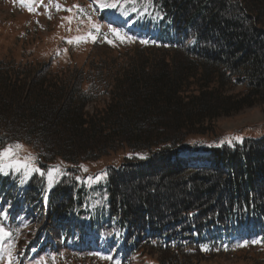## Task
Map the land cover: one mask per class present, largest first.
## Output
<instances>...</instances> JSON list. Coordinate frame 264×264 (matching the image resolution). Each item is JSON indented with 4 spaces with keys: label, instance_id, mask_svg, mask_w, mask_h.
I'll use <instances>...</instances> for the list:
<instances>
[{
    "label": "trees",
    "instance_id": "1",
    "mask_svg": "<svg viewBox=\"0 0 264 264\" xmlns=\"http://www.w3.org/2000/svg\"><path fill=\"white\" fill-rule=\"evenodd\" d=\"M111 3L131 23L127 39L94 41L81 64L0 59V149L22 143L42 170L65 166L49 197L33 189L25 206L40 220L47 201L62 246L114 252L101 264L151 253L154 264H194L251 247L246 236L264 242V131L189 152L217 119L264 102V0ZM124 150L102 181L84 182V164ZM9 187L0 177L7 201Z\"/></svg>",
    "mask_w": 264,
    "mask_h": 264
},
{
    "label": "rangeland",
    "instance_id": "2",
    "mask_svg": "<svg viewBox=\"0 0 264 264\" xmlns=\"http://www.w3.org/2000/svg\"><path fill=\"white\" fill-rule=\"evenodd\" d=\"M105 2L106 0H95V3L92 0H31L30 11L18 7L14 0H0V59L19 60L23 56L31 55L33 60L46 62L49 59H55L54 66H64L69 63L81 64L85 58L95 52L94 42L89 39L87 42L69 44L67 41L85 37L89 32L96 36L95 42L99 44L111 41L115 36L112 35L110 28L119 31L122 35L129 34L131 23L123 26L122 23L111 22L104 14L105 7L100 6ZM121 5L128 8V2H122ZM76 6L83 9V12ZM64 9H71V11ZM98 12L101 14L100 18L97 17ZM94 25L99 28L98 32ZM239 90L241 88H235L236 92ZM103 101L107 103V100ZM212 127L210 133L215 134L198 138L196 141L201 140V142L196 151H189L193 153L192 155H203L205 154L203 149L210 146L232 145L240 142L237 133L264 131V102L244 108L234 116L219 118ZM19 144L23 145V149L18 152L17 159L34 157L32 167L39 169L34 152L24 144ZM129 155L127 150H124L106 156L95 163L84 164L81 172L85 175L84 182L102 181L108 166L118 165L123 158H129ZM8 164L9 161H0V169H2L0 177H8L9 183L12 184L9 188L12 189V186L15 188L12 190V200L5 202V199L0 196V225L6 222L11 229L10 232L7 231L9 233L7 237L0 239V249L3 254V261L0 264H9V260L13 264V255L22 248L26 249L22 264H101L112 260L110 255L101 254L99 249L93 252H77L57 245V240L49 235L46 226L41 227L40 220L33 217L32 210L25 206V196L28 192L31 193L33 189H36L31 193L34 194L36 191L40 193L45 190L46 195L50 187L63 176L65 166L60 160H56L50 166H43V170L40 168V171L31 173H26L24 169L16 170L8 167ZM49 173H51V179ZM24 183H28L27 188H30V191L28 189L25 191L26 188L21 189ZM38 244L43 245L42 254L36 251ZM254 244L256 245L241 248L238 252L230 250V254L200 257L194 261V264H264V242ZM57 247L60 249L59 252ZM54 252L60 255L55 257ZM137 257L133 259L134 264H142V262L154 264L159 259L152 253Z\"/></svg>",
    "mask_w": 264,
    "mask_h": 264
},
{
    "label": "snow or ice",
    "instance_id": "3",
    "mask_svg": "<svg viewBox=\"0 0 264 264\" xmlns=\"http://www.w3.org/2000/svg\"><path fill=\"white\" fill-rule=\"evenodd\" d=\"M22 4L24 3H30L31 0H20ZM101 7H108V8H117L116 3H111V4H101ZM58 10H59V6ZM79 11L83 12V9H79V6H76ZM31 11V9H29ZM65 11H71V9H64ZM95 30L98 32L99 28L97 26H93ZM112 35H114L117 39L121 40L123 42L124 40L127 39L126 36L122 35L119 31L115 29H111ZM89 39H91L93 42L96 39V36L93 35L91 32L85 37H77L75 40H69L67 43L69 44H79L81 42H87ZM111 43V41H108ZM141 43H148V41H141ZM23 149V145L16 143L14 145L9 144L7 147L0 149V161H9V164L7 165L8 167H13L16 170L24 169L26 173H31V172H38L40 171L38 168L32 167V161H34V157H28L24 160L17 159L18 152ZM2 171V169H0ZM87 171V169H85ZM49 178L51 179V173H49ZM9 233L5 231L3 227H0V239H3L7 237ZM245 246V245H241ZM204 251H208L209 249L205 246L202 248ZM9 264H11V260H9Z\"/></svg>",
    "mask_w": 264,
    "mask_h": 264
}]
</instances>
